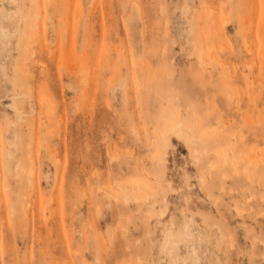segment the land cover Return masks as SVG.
<instances>
[{"label": "rangeland", "instance_id": "rangeland-1", "mask_svg": "<svg viewBox=\"0 0 264 264\" xmlns=\"http://www.w3.org/2000/svg\"><path fill=\"white\" fill-rule=\"evenodd\" d=\"M0 187V264H264V0H0Z\"/></svg>", "mask_w": 264, "mask_h": 264}, {"label": "bare ground", "instance_id": "bare-ground-1", "mask_svg": "<svg viewBox=\"0 0 264 264\" xmlns=\"http://www.w3.org/2000/svg\"><path fill=\"white\" fill-rule=\"evenodd\" d=\"M213 8H214V7H213ZM215 8H216V7H215ZM215 8H214V9H215ZM214 9H213V11H215ZM211 11H212V10H211ZM213 11H212V14L214 13ZM208 39H209V38H208ZM41 42H42V41H40V43H41ZM203 42H204V41H203ZM203 42H202V44H203ZM42 44H43V43H42ZM204 44H205V43H204ZM38 46H39V45H38ZM41 46L45 49V47H44L43 45L40 44V47H41ZM205 46H206V45H205ZM33 47H34V46H33ZM36 47H37V46H36ZM40 47H37V48H40ZM42 47H41V49H43ZM34 48H35V47H34ZM207 48H208V47H207ZM41 49L38 50V52H42ZM44 49H43V51H44ZM46 49H48V48H46ZM46 49H45V52H46ZM34 50H35V49H34ZM36 50H37V49H36ZM47 52H48V50H47ZM34 53H35V52L33 51L32 54H34ZM42 53H43V52H42ZM32 54H31V55H32ZM45 54H47V53H45ZM45 54H44V55H45ZM35 56H36V53H35ZM30 57H31V56H30ZM32 57H33V55H32ZM33 58H34V57H33ZM31 59H32V58H31ZM36 59H37V58H36ZM215 59H216V58H215ZM218 60H219V59H218ZM44 64H45V62H44ZM44 70H45V69H44ZM44 70H43V72H45ZM46 70H47V69H46ZM36 72H37V71H36ZM46 72H47V71H46ZM44 74H45V73H44ZM32 75H33V77H34V74H32ZM35 75H36V74H35ZM45 75H46V74H45ZM51 75H52V74H51ZM24 76H25V75H24ZM47 76H48V75H47ZM37 77H38V75H37ZM49 77H50V76H49ZM35 78H36V76H35ZM47 78H48V77H47ZM38 79H39V78H38ZM30 80H31V79H30ZM33 80H34V79H33ZM39 80H40V79H39ZM45 80H48V79H45ZM45 80L42 81V84H43V82H44ZM51 80H52V79H51ZM24 81H25V80H24ZM35 81H36V79L33 81L34 84L36 83ZM28 82H29V81H28ZM38 82H39V81H38ZM29 83H30V82H29ZM40 83H41V82H39V84H40ZM46 83H49V82L47 81ZM32 84H33V83H32ZM31 86H32V85H31ZM42 86H43V85H42ZM23 92H24V91H23ZM42 98H43V97H42ZM22 99H24V97H22ZM45 99H47V97H45ZM42 100H44V98H43ZM47 101H48V99H47ZM47 101H46V102H47ZM42 102H43V101H42ZM48 103H49V102H48ZM167 126H168V127L164 130V132L171 131V130H173V131H175V132H184V131H185V127H184V125H183V123H182L181 121L170 122V123L167 124ZM49 133L52 134L53 131L50 132V130H49ZM33 139H34V138H33ZM48 143H49V142H48ZM49 145L51 146V144H49ZM30 149H31V148H30ZM32 149H33V148H32ZM53 149H54V148H52V150H53ZM50 151H51V150H50ZM23 152H27V151L24 150ZM27 153H28V152H27ZM25 155H27V154L25 153ZM32 155H33V154H32ZM55 155H56V154H55ZM30 156H31V155H30ZM31 158H32V157H30V159H31ZM23 159H24V158H23ZM27 160H28V159H27ZM123 160H124V159H123ZM25 161H26V160H25ZM124 161H127V160H124ZM18 162H19V161H18ZM23 162H24V161H23ZM128 162H129V161H128ZM125 163H126V162H125ZM20 164H21V163H20ZM117 164H118V163H117ZM18 167H20L19 163H18ZM126 168H127L126 172H125V173L123 172L124 174H123V176H121V179H122V180H121V181H116V182H118V183H114V185H115V184H118V187H119L120 189H118V191H116V189H115L116 192H114V193H112V191H111V192H108L109 195H111V194L114 195V196H112L113 199L116 198V200H120L123 206H128L129 204H131V199L134 198V197H136V196L138 195V193H139V186H140V184H139V183L137 182V180L135 179L136 177H135L134 179H131V173H133V171H134L133 166L129 163V164L127 165ZM121 169H122V168H121ZM30 170H31V169H30ZM31 171H32V170H31ZM110 172H111V171H110ZM128 173H130V177H129V178H126V176H127ZM106 174H107V173H105V175H106ZM103 175H104V173L102 174V178L104 177ZM124 175H125V176H124ZM132 176L134 177V175H132ZM119 178H120V177H119ZM119 178H118V179H119ZM112 179H113V178H112ZM114 181H115V179H114ZM2 183H3V182H2ZM110 183H111V185H112L113 182L110 181ZM3 186H5V184H4ZM108 186H110V185L108 184L107 187H108ZM112 186H113V185H112ZM116 186H117V185H116ZM107 187H106V188H107ZM110 187H111V186H110ZM0 188H1V187H0ZM4 188H5V187H4ZM115 188H116V187H115ZM112 189H114V186H113ZM5 190H6V189H5ZM0 191H1V190H0ZM3 191H4V190H3ZM104 191H106V190H104ZM108 191H109V189H108ZM4 192L7 193V191H4ZM106 192H107V191H106ZM106 192H105V193H106ZM2 193H3V192L1 191L0 194L2 195ZM108 193H107V194H108ZM1 195H0V197H1ZM2 196H3V195H2ZM8 196H9V195H8ZM7 198H8V200H9V197H7ZM7 198H6V199H7ZM17 198H18V197H17ZM3 199H4V198H2V197H1V199H0V201L2 200V203H3ZM19 199H20V198H19ZM110 199H111V198H110ZM113 199H112V200H113ZM4 200H5V199H4ZM13 200H14V197H13V199L10 200V201H13ZM15 201H17V200L15 199ZM15 201H14V204H15ZM4 202H5V201H4ZM7 202H8V201H7ZM19 202H20V201H19ZM111 202H112V201H111ZM2 203H1V205H2ZM21 203H23V202H21ZM24 203H26V202L24 201ZM118 203H120V202H118ZM4 204H5V203H4ZM6 204L9 205L10 202H9V204H8V203H6ZM1 205H0V208H2V207L4 206V205H2V206H1ZM7 205H6V206H7ZM10 205H11V204H10ZM12 205H13V203H12ZM26 205H27V204H26ZM45 205H46V204H45ZM45 205H44V206H45ZM46 206H48V205H46ZM4 207H5V206H4ZM4 207H3V208H4ZM8 207H9V206H8ZM11 207H12V206H11ZM26 207H28V206H26ZM42 207H43V206H42ZM49 207H50V211H49V212H51V209H52L53 207H52V208H51V206H49ZM49 207H48V208H49ZM3 208H2V211H3ZM5 208H6V207H5ZM22 208H23V209L25 208L24 204H22ZM22 208H21V209H22ZM44 208H45V207H44ZM27 209H29V208H27ZM6 210H7V209H6ZM8 210H9V209H8ZM19 210H20V209H19ZM24 210H25V209H24ZM48 210H49V209H48ZM48 210H47V208H46V211H48ZM0 211H1V210H0ZM2 211H1V212H2ZM4 211H5V209H4ZM4 211H3V212H4ZM10 211H11V209H10ZM15 211H17V210H13V212H15ZM25 211H26L27 214H28V210H25ZM40 211L42 212V209H41ZM43 211H45V209H44ZM6 212H8V214H9V211H6ZM6 212H5V215L7 216L8 214H6ZM21 212H22V211H21ZM29 212H30V211H29ZM24 213H25V212H24ZM52 213H53V212H52ZM0 214H1V213H0ZM3 214H4V213H3ZM14 214H15V213H14ZM41 214H42L41 217L43 218V214H44V213L42 212ZM10 215H11V213H10ZM10 215H9V218H10ZM46 215H48V214L46 213ZM1 216L3 217L2 214H1ZM16 216H17V215H16ZM21 216H22V214H21ZM24 216H26V217H24ZM48 216H50V214H49ZM2 217H1V218H2ZM4 217H5V216H4ZM27 217H28L27 215H25V214L23 215V218H24V219L27 218ZM9 218H8V219H9ZM17 218H18V216H17ZM28 218H29V217H28ZM44 218H45V217H44ZM44 218H43V219H44ZM47 218H48V217H47ZM2 219H3V218H2ZM6 219H7V218H6ZM6 219H5V221H6ZM19 219H21V217H19ZM45 219H46V218H45ZM45 219L42 221L43 223H47V222H44V221H46ZM0 220H1V219H0ZM15 220H16V219H15ZM21 220H22L23 222H25V220H23V219H21ZM2 221H3V220H2ZM17 221H18V220H17ZM26 221H27V220H26ZM3 222H4V221H3ZM3 222H2V223H3ZM48 222H49V221H48ZM2 223H1V224H2ZM7 223H8V220H7ZM18 223H19L18 225H21V222H18ZM25 224H27V222H26ZM3 225H5V223H4ZM3 225H1L0 230H3V228H2ZM6 225H7V224H6ZM16 225H17V222H16ZM27 225H28V224H27ZM25 226H26V225H25ZM49 226H50V225H49ZM5 227H6V226H5ZM5 227H4V228H5ZM18 227H21V226H18ZM26 228H27V226H26ZM16 229H17V228H16ZM19 229H20V228H19ZM23 229H24V228H23ZM21 230H22V229H21ZM5 231H6V230H5ZM17 231H18V230H17ZM19 231H20V230H19ZM1 232H3V231H1ZM4 233H6V232H4ZM14 234H15V237H16V234H17V233H15V231H14ZM1 235H2V234H1ZM4 235H5V234H4ZM5 240H6V239H5ZM14 241H16V240L14 239ZM0 243H1V242H0ZM14 243H15V242H14ZM1 244H2V243H1ZM1 244H0V245H1ZM13 245H14V244H13ZM14 247H15V246H14ZM14 247H13V248H14ZM2 248H3V247H2ZM2 248H1V249H2ZM13 248H12V249H13ZM1 249H0V250H1ZM3 250H4V248H3ZM9 251H10V250H9ZM12 251H13L14 254H15V251H16V250L14 251V249H13V250H11V252H12ZM4 252H6V251L4 250ZM8 253H9V252H8ZM5 254H6V253H5ZM5 254H3V256H4ZM10 254H11V253H10ZM15 255H16V254H15ZM10 256L12 257V255H10ZM1 257H2V256H1V254H0V258H1ZM6 257H7V256H6ZM8 257H9V256H8ZM11 257H10V258H11ZM13 257H14V255H13ZM1 259H3V258H1ZM1 259H0V260H1ZM3 260L5 261V259H3ZM11 260H12V258H11ZM9 261H10V260H9ZM2 263L5 264V262H3V261H2ZM8 263H9V262H8ZM10 263H11V262H10Z\"/></svg>", "mask_w": 264, "mask_h": 264}]
</instances>
